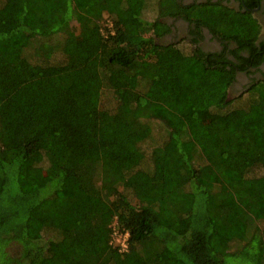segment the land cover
<instances>
[{
  "label": "trees",
  "instance_id": "trees-1",
  "mask_svg": "<svg viewBox=\"0 0 264 264\" xmlns=\"http://www.w3.org/2000/svg\"><path fill=\"white\" fill-rule=\"evenodd\" d=\"M177 9L235 61L162 42ZM259 31L176 0H0V264H264V79L229 99Z\"/></svg>",
  "mask_w": 264,
  "mask_h": 264
},
{
  "label": "flooded vegetation",
  "instance_id": "flooded-vegetation-1",
  "mask_svg": "<svg viewBox=\"0 0 264 264\" xmlns=\"http://www.w3.org/2000/svg\"><path fill=\"white\" fill-rule=\"evenodd\" d=\"M176 2L178 6L200 4L227 8L236 13H249V16L256 21L260 28L256 44L259 46L264 44V0H176ZM180 12L181 10L178 11L177 9L173 13L176 14V16L164 18V22L169 26L170 32L164 35L161 39L162 42L166 44L185 43L190 47L192 46L193 50L194 48H198L206 53L225 52L232 61H235L231 51L235 50L237 46L233 41L225 42L221 40V38L215 35L209 27L198 26L196 23L177 15L180 14ZM224 14V17L236 22L233 14L228 11H225ZM213 19H215V17H213ZM243 54L245 56L248 55L246 52ZM261 79H264V62L258 67L249 66L244 71L239 70L230 86L229 99H232V94H235L236 97H240Z\"/></svg>",
  "mask_w": 264,
  "mask_h": 264
},
{
  "label": "rangeland",
  "instance_id": "rangeland-1",
  "mask_svg": "<svg viewBox=\"0 0 264 264\" xmlns=\"http://www.w3.org/2000/svg\"><path fill=\"white\" fill-rule=\"evenodd\" d=\"M150 18H154V15L151 14L150 15ZM178 44H181V43H178ZM183 46L186 48V46H188V45H183ZM188 48H190V46H188ZM228 79H229V77H228ZM218 81H220V80L218 79ZM221 81H222V79H221ZM223 81H225L224 78H223ZM230 81H232V80H230ZM231 96H232L231 97L232 99L236 98L235 94H232ZM153 120H154V127L158 129L157 131H163V128H166L167 125H166V123L162 119H160V118L157 119L156 118V119H153ZM8 251L11 252L12 254H14L15 249H13V248L10 247L8 249Z\"/></svg>",
  "mask_w": 264,
  "mask_h": 264
},
{
  "label": "built area",
  "instance_id": "built-area-1",
  "mask_svg": "<svg viewBox=\"0 0 264 264\" xmlns=\"http://www.w3.org/2000/svg\"><path fill=\"white\" fill-rule=\"evenodd\" d=\"M115 239L120 244L123 251H126L128 248V244H127L128 234H121V233L115 231Z\"/></svg>",
  "mask_w": 264,
  "mask_h": 264
}]
</instances>
